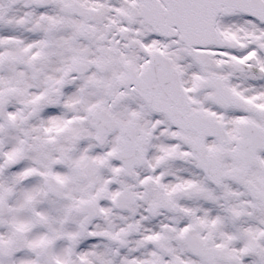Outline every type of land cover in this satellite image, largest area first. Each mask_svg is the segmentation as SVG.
Instances as JSON below:
<instances>
[{"label": "snow or ice", "instance_id": "snow-or-ice-1", "mask_svg": "<svg viewBox=\"0 0 264 264\" xmlns=\"http://www.w3.org/2000/svg\"><path fill=\"white\" fill-rule=\"evenodd\" d=\"M0 264H264V0H0Z\"/></svg>", "mask_w": 264, "mask_h": 264}]
</instances>
